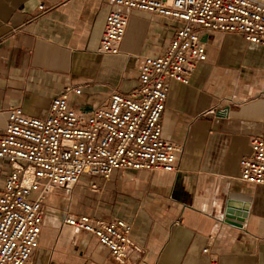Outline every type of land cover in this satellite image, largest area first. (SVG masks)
Masks as SVG:
<instances>
[{
  "label": "crops",
  "instance_id": "0c3cea01",
  "mask_svg": "<svg viewBox=\"0 0 264 264\" xmlns=\"http://www.w3.org/2000/svg\"><path fill=\"white\" fill-rule=\"evenodd\" d=\"M111 9L104 0H0V134L11 108L45 118L65 87L69 105L89 115L137 86L139 59L161 54L177 23L121 9L119 53L104 55ZM200 37L206 60L187 85L169 83L160 119L162 137L182 147L176 171L82 176L68 194H48L30 264H118L94 236L64 224L66 215L130 222L141 251L129 250L125 264H264V186L239 180L250 139L264 131V48L235 34ZM9 170L0 160V190ZM228 198L247 204L241 227L222 221Z\"/></svg>",
  "mask_w": 264,
  "mask_h": 264
},
{
  "label": "built area",
  "instance_id": "2783aa9c",
  "mask_svg": "<svg viewBox=\"0 0 264 264\" xmlns=\"http://www.w3.org/2000/svg\"><path fill=\"white\" fill-rule=\"evenodd\" d=\"M104 1L112 9L105 17L100 54L119 53L127 26L121 9L177 23L174 37L161 54L139 59L138 84L131 92H112L106 105L89 115L69 105V87L50 101L45 118L29 117L19 107L8 111L0 134V160L10 167L0 190V264H30L47 195L68 194L82 176L106 181L114 172L176 171L182 147L162 137L160 119L169 83L187 85L197 64L206 60L202 33L235 34L264 48V0ZM249 148V156L239 161V180L264 186V131L250 139ZM63 223L94 236L118 264H125L129 250L141 251L131 238L130 222L66 215Z\"/></svg>",
  "mask_w": 264,
  "mask_h": 264
},
{
  "label": "water",
  "instance_id": "95a60500",
  "mask_svg": "<svg viewBox=\"0 0 264 264\" xmlns=\"http://www.w3.org/2000/svg\"><path fill=\"white\" fill-rule=\"evenodd\" d=\"M205 39L206 38H202L201 42H204ZM247 211V204L228 198L222 205L220 215L225 224L241 227L246 218Z\"/></svg>",
  "mask_w": 264,
  "mask_h": 264
},
{
  "label": "rangeland",
  "instance_id": "374dc122",
  "mask_svg": "<svg viewBox=\"0 0 264 264\" xmlns=\"http://www.w3.org/2000/svg\"><path fill=\"white\" fill-rule=\"evenodd\" d=\"M60 194V193H59ZM61 195V194H60ZM62 195H64V194H62Z\"/></svg>",
  "mask_w": 264,
  "mask_h": 264
}]
</instances>
